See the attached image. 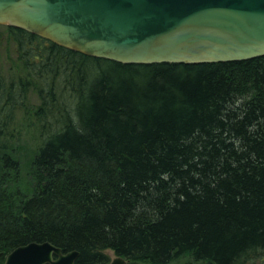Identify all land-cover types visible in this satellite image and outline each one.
Wrapping results in <instances>:
<instances>
[{
	"label": "trees",
	"instance_id": "16d2710c",
	"mask_svg": "<svg viewBox=\"0 0 264 264\" xmlns=\"http://www.w3.org/2000/svg\"><path fill=\"white\" fill-rule=\"evenodd\" d=\"M5 29L24 78L0 75V264L31 242L74 264H264V56L122 64ZM30 88L20 192L6 150Z\"/></svg>",
	"mask_w": 264,
	"mask_h": 264
},
{
	"label": "water",
	"instance_id": "95a60500",
	"mask_svg": "<svg viewBox=\"0 0 264 264\" xmlns=\"http://www.w3.org/2000/svg\"><path fill=\"white\" fill-rule=\"evenodd\" d=\"M0 25L122 64L240 62L264 56V0H0ZM49 242L3 264H74ZM116 257L109 264H125Z\"/></svg>",
	"mask_w": 264,
	"mask_h": 264
},
{
	"label": "rangeland",
	"instance_id": "374dc122",
	"mask_svg": "<svg viewBox=\"0 0 264 264\" xmlns=\"http://www.w3.org/2000/svg\"><path fill=\"white\" fill-rule=\"evenodd\" d=\"M9 59L15 60V49H13L12 41L9 39L6 33L5 26H0V75L4 80L9 82L15 81L17 77L24 78V74L20 73L19 67H10ZM16 63V62H15ZM25 104L26 106L17 111L16 117L17 122L14 130L18 136V140L13 142L12 145L7 147V154L18 163L19 173L18 178L20 179L19 191L22 192L24 182L26 179V173L29 171V167L32 159L36 154V148L39 144V136L37 129L39 128L38 123L35 121L34 111L39 110L40 99L35 90L29 89L26 93ZM104 253L108 257L109 264L116 256L111 250H106ZM188 259L183 257L172 262L171 264H187ZM129 264V262H125ZM260 264V263H256Z\"/></svg>",
	"mask_w": 264,
	"mask_h": 264
}]
</instances>
